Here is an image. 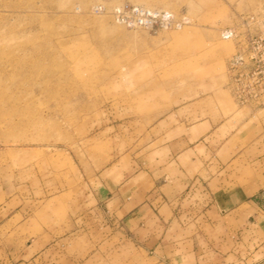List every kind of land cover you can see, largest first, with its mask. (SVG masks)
Returning a JSON list of instances; mask_svg holds the SVG:
<instances>
[{"label":"rangeland","instance_id":"obj_1","mask_svg":"<svg viewBox=\"0 0 264 264\" xmlns=\"http://www.w3.org/2000/svg\"><path fill=\"white\" fill-rule=\"evenodd\" d=\"M134 6L175 23L138 25L120 12ZM262 8L264 0H0V264H161L98 199L108 179L157 170L182 141L218 149L229 140L249 151V172L264 165V107L231 95L237 47L222 37ZM244 240L245 260L264 264L252 246L264 235Z\"/></svg>","mask_w":264,"mask_h":264},{"label":"crops","instance_id":"obj_2","mask_svg":"<svg viewBox=\"0 0 264 264\" xmlns=\"http://www.w3.org/2000/svg\"><path fill=\"white\" fill-rule=\"evenodd\" d=\"M228 142L215 149L182 141L184 148L157 170L112 177L97 197L112 204L129 235L161 264H250L244 236L264 235V206L256 201L264 165L249 172V151ZM251 220L259 229H249ZM252 246L255 254L264 252V240Z\"/></svg>","mask_w":264,"mask_h":264},{"label":"built area","instance_id":"obj_3","mask_svg":"<svg viewBox=\"0 0 264 264\" xmlns=\"http://www.w3.org/2000/svg\"><path fill=\"white\" fill-rule=\"evenodd\" d=\"M136 24L155 26L174 24L169 12H154L144 7H127ZM240 25L225 28L222 37L236 42V51L227 62L228 89L242 106L264 107V8L241 19Z\"/></svg>","mask_w":264,"mask_h":264}]
</instances>
